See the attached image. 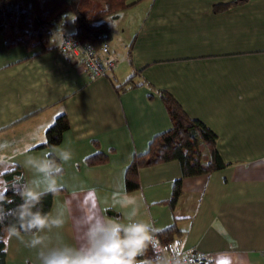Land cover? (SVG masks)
I'll return each mask as SVG.
<instances>
[{"label":"crops","instance_id":"1","mask_svg":"<svg viewBox=\"0 0 264 264\" xmlns=\"http://www.w3.org/2000/svg\"><path fill=\"white\" fill-rule=\"evenodd\" d=\"M234 1L129 0L135 5L106 19L116 65L98 79L60 49L74 28H57L56 48L39 56L40 49H8L0 35V172L19 165L33 185L42 175L29 157L51 153L62 167L50 214L59 208L63 223L41 233L47 245L86 247L101 218L125 223L135 208L155 233L176 225L183 233L173 245L207 253L211 264H264V0L221 7ZM132 76L145 85L121 93ZM160 91L218 135L231 164L183 179L174 210L165 202L182 178L177 161L141 169L140 188L126 191L134 157L172 126ZM60 115L70 121L61 144L38 148ZM99 154L106 163L90 164ZM21 235L6 234V264H39L23 242L30 234Z\"/></svg>","mask_w":264,"mask_h":264},{"label":"trees","instance_id":"2","mask_svg":"<svg viewBox=\"0 0 264 264\" xmlns=\"http://www.w3.org/2000/svg\"><path fill=\"white\" fill-rule=\"evenodd\" d=\"M129 0H0V35L8 49L24 46L27 50L40 49L38 54L51 52L54 47V33L59 27L67 28L70 18L75 29L72 36L82 43L90 44L99 52L111 41L112 35L106 19L129 9L135 4ZM236 0L229 7L242 4ZM19 14H14V9ZM33 43V44H32ZM145 84L135 81L132 76L119 86L121 93L143 87ZM159 96L165 104L171 120V128L157 136L149 144L147 152L136 155L126 172V191L140 188L139 171L171 161L180 164L182 178L174 184L171 198L165 202L174 210L183 195V179L210 175L228 168L231 164L223 161L218 150V135L202 121L191 118L178 101L166 91ZM70 129L66 115H60L46 131V140L38 148H55L61 144L65 133ZM53 158L58 159L52 154ZM107 157L103 154L89 158L90 164H104ZM0 210L5 213V224L14 223V217L7 215L21 203L19 191L26 186L24 172L19 165H13L0 172ZM55 193H47L41 198L38 207L42 212L50 213ZM183 231L176 225L156 234L162 243L169 247L181 239ZM7 230L0 225V264H6L5 236ZM28 234V233H22ZM150 257V248L145 256ZM140 259V258H138Z\"/></svg>","mask_w":264,"mask_h":264},{"label":"clouds","instance_id":"3","mask_svg":"<svg viewBox=\"0 0 264 264\" xmlns=\"http://www.w3.org/2000/svg\"><path fill=\"white\" fill-rule=\"evenodd\" d=\"M58 156L66 161L70 154L61 151ZM26 164L42 175V182L26 185L19 191L21 203L7 213L14 217V223L5 224L6 214L0 210V225L6 228L9 239L16 236L23 240L22 233L30 234V238L23 242L26 247L37 250L39 264H168L163 257L145 256L150 247L153 250L156 247V230L150 222L135 218V208L128 214L125 223L101 218L89 228L86 247L66 243L47 245L46 237L41 233L45 229L60 227L63 223L62 212L58 208L56 214L52 215L42 212L38 205L44 195L59 190L56 176L62 172V167L51 153H44L39 159L29 157ZM124 202L134 204L135 200L124 197Z\"/></svg>","mask_w":264,"mask_h":264},{"label":"built area","instance_id":"4","mask_svg":"<svg viewBox=\"0 0 264 264\" xmlns=\"http://www.w3.org/2000/svg\"><path fill=\"white\" fill-rule=\"evenodd\" d=\"M60 49L64 54L77 60L86 73L94 79L107 77L116 65L108 44L96 52L90 44L82 43L72 35H65ZM154 235L156 247L154 250L150 247V257H163L168 264H211V256L207 253L198 251L188 254L176 245L166 247L159 237Z\"/></svg>","mask_w":264,"mask_h":264},{"label":"rangeland","instance_id":"5","mask_svg":"<svg viewBox=\"0 0 264 264\" xmlns=\"http://www.w3.org/2000/svg\"><path fill=\"white\" fill-rule=\"evenodd\" d=\"M14 14H19V9H17V8H15L14 10ZM73 24H72V19L70 18V20H69V25L67 26V32H70V31H72L73 30ZM56 38V37H55ZM33 44V43H32Z\"/></svg>","mask_w":264,"mask_h":264}]
</instances>
